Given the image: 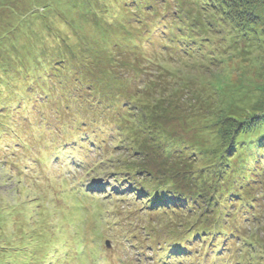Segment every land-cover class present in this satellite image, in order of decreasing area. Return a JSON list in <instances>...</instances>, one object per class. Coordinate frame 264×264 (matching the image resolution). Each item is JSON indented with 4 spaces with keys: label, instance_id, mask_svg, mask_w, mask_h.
Here are the masks:
<instances>
[{
    "label": "rangeland",
    "instance_id": "1",
    "mask_svg": "<svg viewBox=\"0 0 264 264\" xmlns=\"http://www.w3.org/2000/svg\"><path fill=\"white\" fill-rule=\"evenodd\" d=\"M152 1L0 0V264H231L234 248L245 249L238 239L221 254L214 237L188 239L197 203L148 187L150 204L123 176L138 158L132 145L161 128L181 141L182 176L196 190L199 155L221 152L233 126L244 129L228 173L241 178L234 186L251 198L259 226L239 225L255 260H233L264 264V126L251 123L264 111V0L249 1L257 26H223L196 50L171 29L183 15L204 30L211 6ZM212 6L218 14L219 2ZM155 8L166 15H151ZM145 107L167 115L150 124ZM171 239L178 256L164 253Z\"/></svg>",
    "mask_w": 264,
    "mask_h": 264
},
{
    "label": "trees",
    "instance_id": "2",
    "mask_svg": "<svg viewBox=\"0 0 264 264\" xmlns=\"http://www.w3.org/2000/svg\"><path fill=\"white\" fill-rule=\"evenodd\" d=\"M135 2L137 0H134ZM153 2L152 0H149ZM176 4H179V0H176ZM249 1H255V0H195L196 7H199V4L204 5H210L211 9L210 12L206 14V21L207 26L204 28V30L199 28V22H196L195 20L189 19L190 17L187 16L177 18L175 21H177L175 24H173V27L171 29L172 36L174 38L175 31L185 32L187 34V38L189 40L184 39V41H188L190 43H194V50L197 49L198 46H201V44L205 45L206 47L210 43L211 45L214 44V41L218 39L215 33V31H222L223 26H230V28H234L235 26L242 28V26L246 27L245 32L250 31L252 27H254V24L256 26L258 25V19L259 15L256 14V11L253 9H250V2ZM216 2H219L220 4V10L218 11V14L215 12V9L212 5L216 6ZM154 3V2H153ZM155 4V3H154ZM159 8H155V10H151V15H166V12H159ZM185 11V10H184ZM187 12V11H185ZM82 16V14H81ZM156 17V16H155ZM165 17L159 16V19H164ZM141 19V16H140ZM154 19V18H152ZM169 19V18H166ZM182 21H178L181 20ZM185 20H188L186 22ZM155 21V20H154ZM228 21H231L232 23H227ZM118 24V23H116ZM154 24H159L161 26H165L166 24L162 23L160 20H157ZM168 29V27H167ZM235 29V28H234ZM209 37H205V34ZM240 33V31H239ZM165 34V33H164ZM238 34V32H237ZM241 34V33H240ZM114 37L118 39V37L113 34ZM171 41V39H170ZM209 44V45H210ZM224 45H228L231 48H233V44L229 40H224ZM239 46V44H236L234 46ZM188 51H191L190 49ZM194 52V51H193ZM220 53L218 51L216 54ZM211 54V50L209 55ZM213 51V55H216ZM212 55V56H213ZM229 55V54H228ZM227 55V56H228ZM225 58L224 52L220 54V58ZM65 60V59H64ZM22 82V81H21ZM129 102V99L126 101ZM132 102H135L133 100ZM100 109V111L104 108L97 105ZM142 114V120L147 121L150 119V124L152 123L151 116H156L155 121H159L162 118H165L167 114H164V112L159 109L155 111V109H148V107H145L141 110ZM263 116L254 118L251 123L260 124L261 126H264V111L262 113ZM151 117V118H149ZM171 119V118H169ZM154 121V120H153ZM154 121V122H155ZM257 121V122H256ZM141 122V121H139ZM149 123V120L147 121ZM145 122V123H147ZM161 123V122H160ZM159 124V123H154ZM153 125V124H152ZM161 128H156L155 133H149L148 136L151 139L150 141H143L139 139V142H136L132 145V149L138 155L137 160L133 162V165L130 167L128 166L127 174L124 172V178L126 181H128V187L126 188L127 191L130 194H133L137 196L136 198H140L142 201H150V204L155 202L154 200H150V195L155 194L156 191L158 193L160 192H179L181 194V200L185 199L186 204L187 201L191 202L192 206L197 203V207H193L192 209H195V221L192 220V222L188 225L187 230L189 231L191 226L195 225L196 228L194 231L190 232L188 235V239L192 240V238L195 236L196 238H199L202 242L206 240H210V238H213V240L218 241V243L221 244V247L215 248L218 249V253H224L227 250H229V245L234 241L237 240L240 241V243L244 244V250L239 252V248H234L235 251H237V256L233 255L231 257H227V263L230 261L231 264H234V257L236 258V261H239L240 257L242 259L248 260V261H254L257 257L258 251L255 250L254 245L252 246V243L248 239V235L242 234L241 229L239 228V225L241 223H244L251 219L250 222H254L251 227H254L256 229L259 228L258 226V219L257 217L252 216V214H249V211H254V204L251 202V198L242 196V192L239 191V189L235 188L234 186L235 182H242L241 178L238 175H232L228 172L231 171L230 165L231 160L228 159L229 155L237 153V144L239 142L238 136L241 134L242 130L244 128L237 129V126H233L231 133L229 136L225 138L224 146L221 150V152H218L216 149H212L209 152L206 150L204 152V155H199V171H200V177L197 180V184L194 185V188H197L194 190L189 184H185L184 179H186V176H182L183 174L186 175V172H183V168L186 166V161L182 159L185 157V155H181V152H183V148L177 147V145H181L180 140H174L175 142H168L165 137L166 130H160ZM238 130V131H237ZM238 138V139H237ZM242 138V137H240ZM83 139V138H81ZM144 139H147L145 137ZM245 141L248 142V140L245 139ZM254 146H250L249 148V155L253 156V152H255L257 145L259 143L256 141V139L253 140ZM186 147V146H185ZM216 150V151H215ZM185 153V152H183ZM78 154V152H77ZM76 155V154H75ZM149 155V156H148ZM245 156V154L243 155ZM76 158V157H75ZM261 159L260 157H256ZM182 159V160H179ZM183 161V162H182ZM243 164L240 166V170L244 175H246V171L249 169L248 162L246 163V160H242ZM137 163V164H136ZM239 163V162H238ZM241 163V162H240ZM174 166V167H173ZM239 166V165H238ZM230 169V170H229ZM139 171L137 174V177H139V182H137V179L135 178V174L133 172ZM239 171V169H238ZM143 174V176H141ZM226 176L227 177L226 179ZM188 182L189 179H186ZM89 187V186H87ZM126 187V186H125ZM150 187L151 189H156V191H153L152 194L146 190L145 188ZM203 189H202V188ZM89 188L93 187L90 186ZM100 191H103L102 187L98 188ZM210 195L208 203L205 206H200L199 198L203 197L205 198L207 195ZM96 195V194H94ZM167 197V196H165ZM202 199V198H201ZM159 201V200H158ZM207 201V200H206ZM188 206V205H187ZM231 210H229V208ZM225 208V211L222 210ZM229 210V211H228ZM237 211L236 214L233 212ZM214 215L213 218L208 217V215ZM207 218V219H205ZM188 222V221H187ZM185 230L184 232H186ZM254 234V233H253ZM246 244V245H245ZM227 245V246H226ZM175 246V241L173 239L170 240V243L167 246V249L164 253L172 252L178 256V253L176 252V249H173ZM224 249V250H222ZM160 252L156 253V257L160 256ZM217 258V257H216ZM180 263H183L185 258L179 257L178 258ZM240 262V261H239Z\"/></svg>",
    "mask_w": 264,
    "mask_h": 264
},
{
    "label": "bare ground",
    "instance_id": "3",
    "mask_svg": "<svg viewBox=\"0 0 264 264\" xmlns=\"http://www.w3.org/2000/svg\"><path fill=\"white\" fill-rule=\"evenodd\" d=\"M50 115V114H49ZM227 246V245H226ZM180 256V255H179ZM167 261V260H166ZM174 264V263H173Z\"/></svg>",
    "mask_w": 264,
    "mask_h": 264
}]
</instances>
